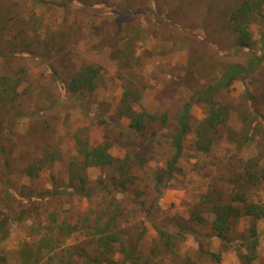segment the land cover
I'll use <instances>...</instances> for the list:
<instances>
[{"label":"rangeland","instance_id":"374dc122","mask_svg":"<svg viewBox=\"0 0 264 264\" xmlns=\"http://www.w3.org/2000/svg\"><path fill=\"white\" fill-rule=\"evenodd\" d=\"M45 1L0 0V83H18L17 100L0 107V219L9 220L0 230V264H84L81 254L96 255L97 236L74 228L105 211L104 189L118 173L85 168L92 196L54 195V186L67 188L73 164L84 168L77 139L90 148L108 142L113 157L129 158L134 184L116 196L115 224L143 232L134 253L140 264H218L210 254L219 252L220 264H240L237 249L244 253L252 218L232 222L221 242L202 200L237 205L242 194L264 204V4L249 27L250 50H241L229 16L243 0ZM260 54L251 74L211 97L228 115L209 150L198 151L195 129L211 105L197 95L227 68ZM85 66L99 69L96 88L72 93L68 83ZM125 87L140 96L132 103L137 113L157 118L141 132L116 115ZM186 105L181 157L173 177L157 187L154 175L174 154L172 136ZM45 154L51 161L29 177L27 167ZM256 160L261 178L244 182L239 176ZM67 226L74 231L65 235ZM256 226L252 264H264V220ZM111 261L130 264L119 252Z\"/></svg>","mask_w":264,"mask_h":264},{"label":"trees","instance_id":"16d2710c","mask_svg":"<svg viewBox=\"0 0 264 264\" xmlns=\"http://www.w3.org/2000/svg\"><path fill=\"white\" fill-rule=\"evenodd\" d=\"M42 4H48L45 0H39ZM64 4V3H63ZM264 4V0H243L231 13L229 20L232 23V31L234 33V42L238 49L250 50L252 45V36L249 30L250 24L260 15L261 6ZM264 41V33L263 39ZM263 61V56L254 55L248 59L246 65L232 66L227 68L221 75L219 81L213 86L208 87L203 94L197 95V98L202 101L210 102V110L204 119V121L195 129L196 135V149L200 152H206L209 150L212 144V134L216 132L217 127L224 123L228 115V110L225 106H218L216 102L211 100V97L220 89L228 86L231 81L236 79L239 75H249L255 68L260 66ZM99 73V69L93 66H85L79 70L68 83V89L72 93H77L81 90L93 91L96 88V78ZM0 83V107L4 104L14 103L18 98V93L15 90V86L18 84H12L9 79H2ZM140 101L139 94H135L130 88L125 87V92L121 100L119 108L116 110L117 117H126L129 119L128 128L134 132H141L146 128V125L157 120L156 116L146 112L137 113L132 103ZM9 106V105H6ZM190 105H186L178 120V131L172 136V145L174 148V154L171 159L166 163L164 169L156 171L154 180L158 187L163 179H171L176 165L181 157V141L185 137L187 131V125L185 124L188 118ZM2 121L0 120V123ZM249 140V137H247ZM77 152L82 158L84 168L77 166H71V172L68 180V186L64 189H59L54 186L52 193L55 195L66 196H81L90 197L93 195L95 189L88 186V179L86 178L83 170L85 168L101 167L109 168L115 167L118 178L107 189L103 196L105 202V211L103 210L100 215L96 216L93 220L84 217L82 227L75 229H82L90 232L91 235L97 236V252L96 255L80 256L84 260V264H114L111 261V257L119 252L123 255V263L129 262L130 264H140L136 259L134 253L142 238V231H130L129 229H120L116 227V219L121 214V203L117 200L116 196L124 194L130 186L134 184V177L130 173V161L128 157L122 160L116 159L110 153V144L103 142L95 147H88L87 142H82L80 139L76 140ZM50 155H43L42 159H38L35 164L29 165L26 169V173L29 177H33L34 173L45 163L50 162ZM259 168V161H251L249 166L245 169L244 175L239 178L244 179V182H251L255 184L259 178V175L254 173L253 170ZM100 182V186L103 190V185ZM203 203L210 205V213L213 215L212 229L215 233V238L221 242H228L227 234L232 228V222L237 221L241 217H251L252 223L248 229V236L243 239L242 247L244 253L237 249V254L240 264H252L257 258V246H258V232L256 221L264 220V204L247 202L245 197L241 194L235 195L232 204H221L215 202L210 195H205L202 200ZM239 205V206H238ZM201 220V219H199ZM9 222L1 217L0 230ZM70 227L63 228V233L70 234L74 231ZM133 233V234H132ZM229 247L223 248V251H228ZM32 254L26 252L25 256L29 257ZM218 264H220L221 253L210 254ZM35 264V263H34Z\"/></svg>","mask_w":264,"mask_h":264}]
</instances>
